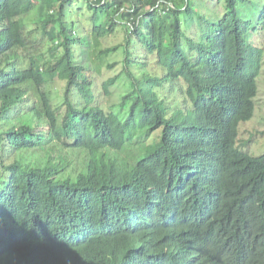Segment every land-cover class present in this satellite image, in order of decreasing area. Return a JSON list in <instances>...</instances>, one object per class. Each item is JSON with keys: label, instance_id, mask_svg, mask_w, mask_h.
I'll list each match as a JSON object with an SVG mask.
<instances>
[{"label": "trees", "instance_id": "1", "mask_svg": "<svg viewBox=\"0 0 264 264\" xmlns=\"http://www.w3.org/2000/svg\"><path fill=\"white\" fill-rule=\"evenodd\" d=\"M71 2L0 0V264H264V153L236 146L264 0H85L95 40L126 33L101 50L124 52L130 80L112 109L74 51L91 43ZM31 15L51 41L43 60Z\"/></svg>", "mask_w": 264, "mask_h": 264}, {"label": "rangeland", "instance_id": "2", "mask_svg": "<svg viewBox=\"0 0 264 264\" xmlns=\"http://www.w3.org/2000/svg\"><path fill=\"white\" fill-rule=\"evenodd\" d=\"M210 7L213 9L221 11L223 8L217 4V0H205ZM68 15L74 16L80 27H83L86 33L88 41H90V46L86 44H78L74 51L78 57H81V50L84 47L85 50V61L92 65V78L94 81L93 91L95 94L100 96L103 104L107 108L112 109L113 102H118L121 100L122 95L130 89V80L125 78L123 75V61L124 52L121 49L114 51L109 55L102 54L101 50H105L107 47L114 46L122 43L125 40L126 33L124 28H119L117 31V36H108L102 39L95 40L92 33V11L87 6L85 0H72L68 4ZM244 13L249 12V8L243 9ZM255 13V10H253ZM251 15V19L257 24L258 16ZM27 30H32L29 35L30 41L28 42L29 52L36 55L40 59H45L50 55L47 54L51 41L48 39L47 35L42 33L38 28H33L37 22L35 15L29 17ZM80 34H83V30L80 29ZM254 45H261L264 49V29H261L260 33L252 31L247 35ZM262 39V41H261ZM259 41V42H258ZM249 42V41H248ZM258 42V44H257ZM250 43V42H249ZM135 46V45H133ZM136 53V51H134ZM112 65V66H110ZM264 65V64H263ZM118 75L116 83L110 88L111 93L106 94L103 90V82L108 78ZM65 82L60 80L50 81L47 85V89L51 91L52 96L61 103L62 91L65 88ZM132 88V85H131ZM258 94L254 98L255 100V110L251 118L240 122L238 128V136L236 140V146L239 150L246 152L252 156L259 157L264 153V66L260 77H258ZM134 141H138V136L133 135ZM133 146V148L131 147ZM136 146L134 144L127 148L128 156L131 153L137 152L134 149ZM129 160L131 157L129 156Z\"/></svg>", "mask_w": 264, "mask_h": 264}]
</instances>
